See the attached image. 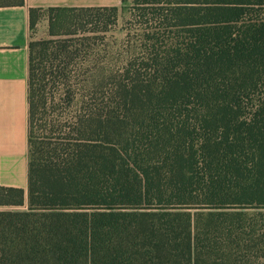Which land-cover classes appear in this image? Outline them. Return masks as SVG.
I'll return each instance as SVG.
<instances>
[{"label":"trees","instance_id":"obj_1","mask_svg":"<svg viewBox=\"0 0 264 264\" xmlns=\"http://www.w3.org/2000/svg\"><path fill=\"white\" fill-rule=\"evenodd\" d=\"M47 11L0 264H264V0Z\"/></svg>","mask_w":264,"mask_h":264},{"label":"crops","instance_id":"obj_2","mask_svg":"<svg viewBox=\"0 0 264 264\" xmlns=\"http://www.w3.org/2000/svg\"><path fill=\"white\" fill-rule=\"evenodd\" d=\"M122 0H23L0 5V187L27 198L30 10L119 8Z\"/></svg>","mask_w":264,"mask_h":264},{"label":"rangeland","instance_id":"obj_3","mask_svg":"<svg viewBox=\"0 0 264 264\" xmlns=\"http://www.w3.org/2000/svg\"><path fill=\"white\" fill-rule=\"evenodd\" d=\"M134 0H127L125 5H121L118 8V15L116 17V26L112 29L110 33H107L106 42L103 48H108L111 56H114L118 52L119 48L123 43L126 32L122 30L125 28L128 21L131 19V11ZM19 0H0V5L2 4H15ZM55 16V12H49L47 10L38 13L34 19V25L31 28L30 33V43L39 42L42 40L55 39L49 36V20ZM69 25L61 24L55 28L56 33L64 32L67 30ZM27 202V198H26ZM17 209V208H16ZM1 211L11 210V208L0 207ZM19 210V209H17Z\"/></svg>","mask_w":264,"mask_h":264}]
</instances>
